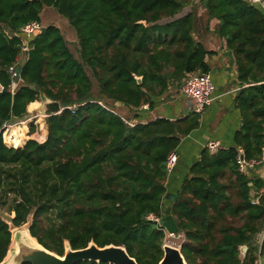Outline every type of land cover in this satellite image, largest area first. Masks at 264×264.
<instances>
[{
    "label": "trees",
    "instance_id": "trees-1",
    "mask_svg": "<svg viewBox=\"0 0 264 264\" xmlns=\"http://www.w3.org/2000/svg\"><path fill=\"white\" fill-rule=\"evenodd\" d=\"M190 1L0 0V212L13 214L9 221L15 227L31 216L29 234L45 249L63 256L66 242L71 249L113 244L138 264H157L164 231L146 217L170 210L184 236L186 264H264V195L252 203L250 179L235 161L236 147L254 158L264 143L259 8L245 0L199 1L217 19L216 33L233 58L241 83L234 98L241 125L233 146L200 151L175 194H167L165 185L167 156L199 126L200 113L131 125L92 97L96 84L103 98L131 109L145 103L152 108L186 74L209 72V51L192 35L194 14L174 18ZM45 7L72 26L80 59L58 27L44 26L30 38L11 93L7 70L19 51L20 29L40 21ZM40 93L62 108L46 114L45 140L29 138L25 122L9 128L3 139L7 124L39 106ZM36 121L43 138L41 116ZM34 129L31 124L29 133ZM10 243L9 224L0 215V262Z\"/></svg>",
    "mask_w": 264,
    "mask_h": 264
},
{
    "label": "crops",
    "instance_id": "crops-1",
    "mask_svg": "<svg viewBox=\"0 0 264 264\" xmlns=\"http://www.w3.org/2000/svg\"><path fill=\"white\" fill-rule=\"evenodd\" d=\"M257 8L264 13V6ZM188 12L194 14L193 38L209 51L205 56V61L209 66V74L214 84V92L211 103L200 113L199 126L188 135L182 137L175 149L177 162L173 170L168 173L165 183L167 194L169 195L175 194L178 191L183 179L188 174L189 167L199 158L200 151L204 148L207 141L216 140L221 144L222 148L231 147L234 145V134L241 125L240 111L234 101L241 83L237 79L236 67L232 56L225 47L224 40L216 33L218 21L215 18H209L205 9L199 3H195L192 0L174 18L181 17ZM96 95L100 96V94ZM107 100L110 103V105L105 104L108 108L124 119V115H127L131 121L125 120L131 123L146 122L159 117L169 119L180 118L190 112L193 105V101L186 98L182 93L166 102L160 97L155 100L153 107H149L147 110H140L139 108L131 109L119 102ZM99 101L102 102L100 99ZM39 107L40 102L39 106L32 110H28L27 108L26 116L22 120L13 121L9 126L13 127L21 123V121L22 124L27 121L26 133H28V123H34L37 119L38 115L36 116L34 112ZM41 121L46 133L43 138H38V131L34 133L39 142L44 141L47 135L44 119H41ZM246 176L250 179L251 195L253 197L264 195V162L251 170ZM167 202L165 203L168 204Z\"/></svg>",
    "mask_w": 264,
    "mask_h": 264
},
{
    "label": "water",
    "instance_id": "water-1",
    "mask_svg": "<svg viewBox=\"0 0 264 264\" xmlns=\"http://www.w3.org/2000/svg\"><path fill=\"white\" fill-rule=\"evenodd\" d=\"M25 61L26 59H22L21 65ZM19 70L20 67L17 68L18 73ZM18 78L19 76L15 77L14 80L17 81ZM136 79L138 83L141 82V77H136ZM39 97L41 105L37 110L38 115L46 116L47 113L57 114L61 112L62 108L58 101L46 97L43 93H40ZM8 224L11 231V243L6 256L0 264H75L80 261L107 262L108 264H138L133 257L129 256L124 247L113 244L99 247L90 242L84 248L71 249L66 242L64 255L59 256L45 249L37 241L36 243H30L22 235L24 231L29 233V223L25 228L20 226L16 228L11 222H8ZM154 224L157 223L154 222ZM159 225L162 227L160 229L165 230L169 234H175L179 231L178 224L170 210L164 211ZM12 242L15 243L16 248L12 246ZM162 250L163 256L157 264H186L180 248L163 244ZM246 250L247 247L245 245L239 247L241 259L245 257Z\"/></svg>",
    "mask_w": 264,
    "mask_h": 264
},
{
    "label": "built area",
    "instance_id": "built-area-1",
    "mask_svg": "<svg viewBox=\"0 0 264 264\" xmlns=\"http://www.w3.org/2000/svg\"><path fill=\"white\" fill-rule=\"evenodd\" d=\"M192 1L195 3H199L200 0H192ZM245 1L256 7L264 6V0H245ZM41 28H43L41 21H31V22L26 23L20 29L19 35H20L21 42H20L19 51L16 56L15 62L11 66H9L7 70L10 76L13 78V81L10 86L11 93L14 92L15 88L17 87L19 83L20 78H18L17 81H15L14 78L19 76V73L17 72V68L19 67V64H21L22 59H25V56L30 49V38L36 32H38ZM180 89H181V93L186 98L191 99L193 101V105L190 110L201 113L205 109V107L208 106L212 101V98H213L212 96L214 92V84L212 82V78L209 72H206V73L191 72V73L186 74L185 77L182 79ZM69 108L71 110H74L76 108V105L70 106ZM148 108H149V105L147 103L139 107L140 110H147ZM42 116L45 117V115H42ZM124 121L131 125L137 123V122L131 123L125 119ZM204 147L207 148L210 152H215L216 150L222 148L221 144L216 140L207 141ZM235 161H236L238 172L244 175L248 174L251 170L263 164L264 162V143L261 147L260 153L258 154V156L254 158H247L245 156L244 150L239 146L236 147ZM176 162H177V153H176V150H173L167 156L166 167H167L168 173L173 170ZM258 198L259 197L257 196L254 197L252 199V203H257ZM162 216H157L155 214L150 213L147 215L146 218L152 222H156L157 226L159 228H162L159 225L160 219ZM263 233H264V227H263ZM263 233L261 234V236H263ZM179 235H182V233H180Z\"/></svg>",
    "mask_w": 264,
    "mask_h": 264
},
{
    "label": "rangeland",
    "instance_id": "rangeland-1",
    "mask_svg": "<svg viewBox=\"0 0 264 264\" xmlns=\"http://www.w3.org/2000/svg\"><path fill=\"white\" fill-rule=\"evenodd\" d=\"M167 20V19H166ZM40 21H41V24L42 26H47V25H54L56 27H58L67 43V46L69 47L70 51L73 53V55L80 59L79 56H78V49H79V46H78V39H77V36H76V33L74 31V29L72 28V26L68 23L67 19H65L63 16L59 15L56 11L55 8L53 7H45L41 14H40ZM87 72L90 74V71L87 70ZM180 84H177V85H171L168 90L162 95V99H164L163 101L166 102V101H170L172 100L174 97H177L179 94H181V89H180ZM93 89L94 91H92L93 95L95 96H92V97H95V98H98L100 99L104 104H108L110 105V103L108 102V100L106 98H103L101 95L98 96L96 94H99L98 92V87L96 86V84H94L93 86ZM37 101L40 102V105H41V100H40V97H38ZM39 109V108H38ZM34 114L37 116V110L36 112H34ZM38 116H41V119H44V125L46 127V124H45V117H42V115H38ZM125 119L131 121L130 117H127V115H124ZM30 119V118H29ZM36 119V118H35ZM24 122V121H23ZM27 122V121H26ZM25 122V123H26ZM31 124H33L35 126V129H34V132L33 133H27L28 137L29 138H33L35 139L36 138V135L34 133H36L37 131H39V124H37L36 120L34 121V123H28V130H29V127L31 126ZM10 124H7L6 125V128H5V131L3 132V139H4V133L8 131L9 128H11V126H9ZM17 125H22V121L21 123L17 124ZM28 138V139H29ZM27 140V138H26ZM25 140V141H26ZM37 141H39L38 138H36ZM5 142V140H4ZM6 143V142H5ZM7 145L9 146H12L8 143H6ZM20 146V145H19ZM0 215L8 222L9 219L13 216V214L9 215L7 212H0ZM31 221V216L28 217V222L20 227H24L25 226L27 227V224ZM157 225V224H155ZM18 228V227H16ZM27 231H24L23 233L26 235ZM22 233V234H23ZM181 232H177L175 233L174 235L173 234H169L167 233L165 230H164V236L162 238V245L163 244H169L171 246H175V247H178L180 248L183 240H184V236L183 234L182 235H179ZM32 238V237H31ZM33 241H35L34 238H32ZM12 246H16L15 243L12 242Z\"/></svg>",
    "mask_w": 264,
    "mask_h": 264
},
{
    "label": "bare ground",
    "instance_id": "bare-ground-1",
    "mask_svg": "<svg viewBox=\"0 0 264 264\" xmlns=\"http://www.w3.org/2000/svg\"><path fill=\"white\" fill-rule=\"evenodd\" d=\"M26 235L23 233L22 235L25 236V238L30 242V243H36V240L33 241V239L31 238L30 234L28 232H25ZM16 248V246H14Z\"/></svg>",
    "mask_w": 264,
    "mask_h": 264
}]
</instances>
